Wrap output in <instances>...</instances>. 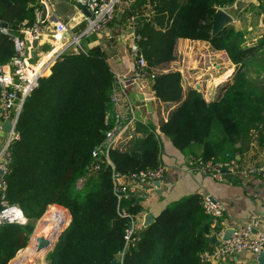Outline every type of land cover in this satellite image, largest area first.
<instances>
[{"label": "trees", "instance_id": "obj_1", "mask_svg": "<svg viewBox=\"0 0 264 264\" xmlns=\"http://www.w3.org/2000/svg\"><path fill=\"white\" fill-rule=\"evenodd\" d=\"M229 2L121 3L122 16H132L134 32L139 35L137 45L147 68L162 66L172 58L176 37L206 40L212 48L225 50L234 63L230 80L213 98L205 99L196 89L188 88L158 127L182 153L205 159L234 155V143L245 139L249 130L264 120V88L260 85L258 89L247 80L246 59L257 51V46L239 45L235 38H242L241 32L231 27L210 34L208 20L212 12ZM41 3L0 0V23H5L9 32L18 33L21 21L30 23ZM143 4L151 11L144 13L140 9ZM13 52L11 36L0 32V63ZM256 76L264 82V74ZM113 79L98 48H69L54 59L23 99L4 177L7 199L22 209L27 220L0 225V264H7L19 248L16 256L27 249L34 220L52 203L66 207L70 220L47 251V264H198L199 253L212 247L207 232L216 225L203 212L200 195L190 193L165 204L150 223L135 227L137 239L120 260L116 258L123 244L122 229L128 221L117 210L122 207L135 217L140 205L135 195L116 197L111 172L129 175L154 167L160 163V146L148 133L128 150L110 149L109 161L100 158L98 167L90 168L91 149L101 140L105 128L103 116ZM150 83L160 100H177L182 94L177 70L155 73ZM51 233L50 241L56 232Z\"/></svg>", "mask_w": 264, "mask_h": 264}, {"label": "crops", "instance_id": "obj_2", "mask_svg": "<svg viewBox=\"0 0 264 264\" xmlns=\"http://www.w3.org/2000/svg\"><path fill=\"white\" fill-rule=\"evenodd\" d=\"M42 3L46 6L41 16L43 31L27 50L30 63L44 60L59 49L60 43L53 36L56 20L65 23L69 31L65 32L66 39L78 33L83 26L85 9L76 5L74 0H44ZM220 7L231 16V21L224 27L241 32L245 46L254 45V42L260 45L264 43V0H231ZM140 9H144V13L151 11L147 4L140 5ZM121 11L122 5L118 3L111 21L102 31L91 32L79 39L82 48H98L104 54L113 76H128L133 66L127 47L133 35L134 23L122 16ZM150 69L154 74L177 70L182 94L177 100H160L154 95L151 80L132 77L125 83L133 122L129 127L130 136L120 139L114 148L128 150L135 140L151 133L159 143V161L164 166L159 187L154 184L136 187L130 179L127 180L128 187L134 189L135 194L140 193L137 197L140 209L135 214L136 227L144 226V213H149L153 218L165 204L190 193H198L200 196L208 193L224 204L221 216L212 219V225L215 224L216 228L211 226L207 232L208 237L213 236V241H209L211 246L215 242L213 233L216 229H226L229 224L243 221L250 214L256 215L264 223V120L250 129L245 139L234 143V155L238 156L240 162L261 166L259 173L251 174L246 179L230 173L211 175L187 171L191 155L178 150L158 130L160 123L166 120L171 109L183 99L188 88L196 89L208 99L207 92L210 89H214L215 96L219 87L230 80L235 65L225 50L212 48L203 39L176 37L172 58L164 65L152 66ZM247 73L250 75L249 70ZM251 74L252 77L263 75L262 71ZM217 81H220L218 85ZM4 134L0 132V136ZM254 256L249 251L241 250L220 258L210 257L206 264H256Z\"/></svg>", "mask_w": 264, "mask_h": 264}, {"label": "built area", "instance_id": "obj_3", "mask_svg": "<svg viewBox=\"0 0 264 264\" xmlns=\"http://www.w3.org/2000/svg\"><path fill=\"white\" fill-rule=\"evenodd\" d=\"M130 1L74 0L76 5L85 9V14L82 16L83 26L81 30L66 39L64 36L65 32L69 31L65 23L61 20H56L53 27V36L60 43L59 49L50 57L34 61L33 63L28 61L27 50H29L31 42L42 34V8L35 10L34 19L30 23H27L25 20L21 21L18 33L9 32L6 26L0 23V32L11 36L14 49L12 56L0 63V130H3L1 123L4 118L10 116L11 121V127L8 131L4 130L5 136L0 144V225L6 222L23 224L27 220L22 209L15 202L7 199L4 177L9 170V144L12 139L17 137L14 127L23 99L36 86L38 78L49 70V66L60 53L72 46L82 50L83 48L79 39L91 32L102 31L112 18L115 6L118 3L128 5ZM127 18L132 21V16ZM138 38L139 35L133 31L132 38L127 47L128 55L133 63L130 75L114 76L108 97V105L103 116L105 125L103 135L101 140L91 149L93 157V162L90 165L91 169L98 167L97 160L100 158L109 161L108 151L113 149L120 139L130 136L129 127L133 122V115L131 113V104L124 89L125 83L132 77L151 80L154 75L150 69L151 67L147 68L146 60L139 50L137 45ZM220 81H217V85ZM214 94V89H210L207 92L208 99L213 98ZM262 138L264 140V130ZM186 170L211 175L230 173L246 179L251 174L259 173L261 166L254 163H242L235 155L225 153L223 156L207 159L199 155L191 156ZM163 173L164 166L161 163L154 167L130 173L129 175L112 171L113 192L117 198L121 195L126 197L130 194L138 197L140 193L135 194V190L128 187V179L136 187L153 185L155 180L162 178ZM199 203L203 212L211 217V219L221 216L224 211V204L208 193L200 196ZM117 213L128 217V221L122 229L123 244L121 249L116 253V258L120 260L126 248L137 239V234H134L136 227L135 217L129 215L122 207L118 208ZM228 227H231V231L226 238L223 237L224 228H218L214 231L215 242L211 248L202 250L199 253L198 264H206L207 259L210 257L220 258L241 250H246L256 255L263 248L264 223L256 215L250 214L243 221L229 224Z\"/></svg>", "mask_w": 264, "mask_h": 264}, {"label": "rangeland", "instance_id": "obj_4", "mask_svg": "<svg viewBox=\"0 0 264 264\" xmlns=\"http://www.w3.org/2000/svg\"><path fill=\"white\" fill-rule=\"evenodd\" d=\"M236 41H239V45H244L245 42H243V38H235ZM254 45L257 46V51L254 52L252 55H250L246 60L247 62V70H249L250 75L248 76V83L254 85L255 87H257L258 89H260V85H262V87L264 88V82L260 83V81L262 80V78L257 77L256 75L252 77V72H261L264 74V43H262L261 45L259 43L254 42ZM72 49H75V46L71 47ZM264 78V76H263ZM252 80V81H251ZM254 82V83H253ZM262 122V121H261ZM260 122V123H261ZM259 123V124H260ZM259 127V126H258ZM257 127V128H258ZM0 132L5 133L4 130H0ZM4 136H0V144L2 142V140L4 139ZM76 184L77 186L79 185V179H76ZM52 203L50 205H47L46 208L44 209V211L42 212V214L34 220L33 222V228L32 231L27 239L26 245H29L27 247V249H25L24 251H22L21 253H19L17 256L16 254L18 253L15 252L16 254H14L13 258L10 259V261L12 260V262H10V264H13L15 262V260H17L20 256H22L23 254H25V252L27 251H37L40 254V257L42 258L44 264H47V259L44 257L45 249L43 247L37 248V246H39L41 243H43L45 240H49L51 239V231L56 232L59 229V224L61 222H66L68 219L69 212L67 210L66 207L59 205V204H55ZM54 206V207H52ZM66 220V221H65ZM20 249V248H19ZM18 249V250H19ZM22 249V247H21ZM20 249V250H21ZM8 262V263H9ZM7 263V264H8Z\"/></svg>", "mask_w": 264, "mask_h": 264}, {"label": "water", "instance_id": "obj_5", "mask_svg": "<svg viewBox=\"0 0 264 264\" xmlns=\"http://www.w3.org/2000/svg\"><path fill=\"white\" fill-rule=\"evenodd\" d=\"M41 8H42L43 14H44L45 10H46V6L44 3H41ZM229 21H231V16L223 8L217 7L212 12L211 17L208 20V23L210 24V34L212 35L215 32L221 30L224 27V25L227 24ZM1 24L3 26H5V23H1ZM10 127H11L10 116H7L6 118L3 119L2 123H1V128L5 131H8L10 129ZM235 157H238V156L235 155ZM153 184L156 187H159V180H155L153 182ZM69 220H70V216H68V219L65 223L61 222L59 224V229L56 231V234H55L54 239L52 241L45 240L43 243H41L39 246H37V248L43 247L45 249L46 253H47V251L52 249L60 231L67 225ZM152 220H153V218L149 213L143 214V221H142L143 225L150 223ZM230 231H231V227H227L225 229L223 237L226 238L228 236V233H230ZM209 241L210 242L213 241L212 235L209 237ZM46 253L44 254V257L46 255ZM254 257H255L256 264H264V246ZM112 261L115 262L116 261L115 258H112Z\"/></svg>", "mask_w": 264, "mask_h": 264}, {"label": "bare ground", "instance_id": "obj_6", "mask_svg": "<svg viewBox=\"0 0 264 264\" xmlns=\"http://www.w3.org/2000/svg\"><path fill=\"white\" fill-rule=\"evenodd\" d=\"M13 264H44V262L37 251H27L15 260Z\"/></svg>", "mask_w": 264, "mask_h": 264}]
</instances>
